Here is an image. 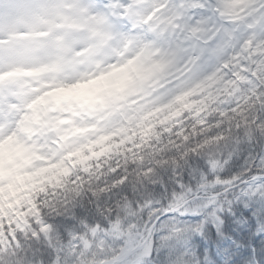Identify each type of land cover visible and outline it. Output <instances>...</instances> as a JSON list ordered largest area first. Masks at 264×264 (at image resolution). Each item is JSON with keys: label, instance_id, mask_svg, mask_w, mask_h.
<instances>
[{"label": "snow or ice", "instance_id": "6c2138e0", "mask_svg": "<svg viewBox=\"0 0 264 264\" xmlns=\"http://www.w3.org/2000/svg\"><path fill=\"white\" fill-rule=\"evenodd\" d=\"M17 70L43 89L15 94ZM261 139L264 0H0V264H201L192 238L230 239L239 205L264 231Z\"/></svg>", "mask_w": 264, "mask_h": 264}, {"label": "trees", "instance_id": "16d2710c", "mask_svg": "<svg viewBox=\"0 0 264 264\" xmlns=\"http://www.w3.org/2000/svg\"><path fill=\"white\" fill-rule=\"evenodd\" d=\"M258 151V149H256ZM248 155V150L242 152L239 157H233L230 164L225 167V170L221 173L224 178H229L233 174L237 173L244 165L245 158ZM191 163V162H190ZM196 164L203 165L204 161L201 158H197ZM207 171V169H205ZM169 178L168 173H161V179L167 183ZM185 179H188L187 173H185ZM149 190L159 193L161 191L160 186L149 185ZM260 207L259 203H253L251 208H244L243 205H239L235 210V216L231 219L243 218L246 223L232 225L230 233H226V237L231 238L220 239L216 236L215 230H211V236L208 240H204L202 237H193L191 244L194 247L196 253L201 258V264H264V231H257L256 220L252 217V209ZM181 219H191V217H181ZM259 219L264 222V214L259 216ZM57 223H61L60 219H57ZM63 223L71 224V221H65ZM228 221L226 220V224ZM63 228L60 229L63 235ZM155 240V237H154ZM236 241V243H233ZM44 253L43 259H48L47 250L41 249ZM207 253V260H204V253ZM167 250L160 252H152L150 259L154 261V264H161L163 258H166Z\"/></svg>", "mask_w": 264, "mask_h": 264}, {"label": "clouds", "instance_id": "9594fccd", "mask_svg": "<svg viewBox=\"0 0 264 264\" xmlns=\"http://www.w3.org/2000/svg\"><path fill=\"white\" fill-rule=\"evenodd\" d=\"M248 7L251 8L252 5L249 4ZM71 43L73 46H82L84 48V52L82 54H78L82 57L80 59V63L85 68H90L92 66V60H93L92 49L94 47L92 43V38L88 35H85L78 40H73ZM138 44H139V39L137 37H132L130 42H122L119 40L113 41L114 47L119 48L120 51L124 54V56H134L137 52ZM122 58L123 57H117L118 60ZM179 63H180V55L177 54L174 58H172L171 62L163 70L153 69L155 75H153L152 78L144 84L143 87L145 88V90L151 91V86L154 84V82H160L163 79H165L168 73L174 72L176 70ZM129 74L133 75V78H135V74L131 72H129ZM123 76L124 73L115 72L113 73L112 77H110V82L116 83ZM11 86L16 90L15 94L23 97H30L36 94L38 90L43 89V84L40 78L31 76L29 73L23 70H17L14 73V79L11 81ZM49 99H50L49 97H42V100H49ZM37 103H40V101H37ZM257 149L258 152L264 150V139L260 140V144L257 147ZM246 150L247 148H245V151ZM149 257L150 255L147 254V250H146V254L144 256V264H154V261H152ZM43 260H44V264H48V259H43ZM161 264H169V262L166 258H163Z\"/></svg>", "mask_w": 264, "mask_h": 264}, {"label": "rangeland", "instance_id": "374dc122", "mask_svg": "<svg viewBox=\"0 0 264 264\" xmlns=\"http://www.w3.org/2000/svg\"><path fill=\"white\" fill-rule=\"evenodd\" d=\"M3 153H4V149L2 147H0V159L3 158Z\"/></svg>", "mask_w": 264, "mask_h": 264}, {"label": "water", "instance_id": "95a60500", "mask_svg": "<svg viewBox=\"0 0 264 264\" xmlns=\"http://www.w3.org/2000/svg\"><path fill=\"white\" fill-rule=\"evenodd\" d=\"M166 217H168V214H165V216L162 217L161 220H163V219L166 218ZM161 220H160V221H161Z\"/></svg>", "mask_w": 264, "mask_h": 264}]
</instances>
